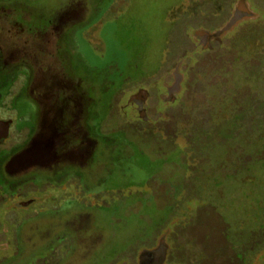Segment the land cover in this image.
I'll use <instances>...</instances> for the list:
<instances>
[{"label": "rangeland", "instance_id": "374dc122", "mask_svg": "<svg viewBox=\"0 0 264 264\" xmlns=\"http://www.w3.org/2000/svg\"><path fill=\"white\" fill-rule=\"evenodd\" d=\"M202 1L0 0V264L133 251L138 220L184 264H264V0L199 52L241 0Z\"/></svg>", "mask_w": 264, "mask_h": 264}, {"label": "flooded vegetation", "instance_id": "af4514ba", "mask_svg": "<svg viewBox=\"0 0 264 264\" xmlns=\"http://www.w3.org/2000/svg\"><path fill=\"white\" fill-rule=\"evenodd\" d=\"M245 2H246V0H245ZM199 4L203 5L204 2L203 1L199 2ZM235 13H236V11H235ZM235 13H234L233 17L235 16ZM249 16H251V15H244L240 19H238L234 24L230 25V23L233 19V17H232L229 24L222 31H217L214 33L210 30L203 29L200 32H198L199 33L198 34V42L200 43V45L198 46V48H199L198 51L199 52L209 51L210 45L216 39L220 38V36L224 32L228 31L232 27L239 24L243 20V18L249 17ZM185 31H188V30H185ZM181 32H184V29L182 30V28H181ZM204 35H206V36H204ZM2 73L3 72L0 71V75ZM174 78L176 80L175 84L173 86H170V87H165V89L168 93L167 101L169 103H176L177 102V95L181 92V88H182L183 76L181 75L179 70H175ZM134 108L137 110L135 104H134ZM144 109H145V117H143V118H146L147 117V109L145 107V104H144ZM0 120H6V119L0 118ZM12 125H13V123L11 121L9 136H8V138H4V139L0 137V145L4 144L6 142V140H8L10 138ZM1 133L2 132L0 131V134ZM33 134L34 133H32V135L23 144L22 147H24L25 145H28V143L31 141V139L33 137ZM89 145H91V147H90L91 150L95 147V146L92 147L91 143H89ZM75 148H77V147H75ZM144 152H147V154H150L146 148H143V153ZM66 156L69 160L75 162L74 161V155H71L67 152ZM19 194L20 193L18 192L16 195H19ZM18 206L20 208H27L30 205H28V202H23L22 204H19ZM140 222L144 225V223L142 221H140ZM138 227H140V226L138 225ZM156 229L157 228L155 227L154 231ZM138 232H139L138 233L139 235H141V234L142 235L137 238V240H138V242H136L137 247L133 251L129 249V247L132 246L131 243L126 242L125 245L123 246L122 250H119V252H117L118 250L115 249L111 253L105 255V257H103V258L98 257V256L95 258H93V257L86 258L84 256L83 258L78 259V261H79L78 263L79 264H184V262H182L178 259H175V256H177V255H176V242H174V239H172L170 243L167 242L169 240L166 241L165 238H156L155 237V238L149 239L148 234H150V233L145 232V227H142V229L139 228Z\"/></svg>", "mask_w": 264, "mask_h": 264}, {"label": "water", "instance_id": "95a60500", "mask_svg": "<svg viewBox=\"0 0 264 264\" xmlns=\"http://www.w3.org/2000/svg\"><path fill=\"white\" fill-rule=\"evenodd\" d=\"M244 15H251V12L247 9L245 0H242L239 3V6L236 10L235 16L233 17L230 25L234 24L238 19ZM206 36V35H204ZM149 97V92L145 89L140 90L138 93L134 94L131 97V103L136 104L138 110V116L145 117L144 104L147 98ZM11 121L10 120H0V134L1 138H8L10 132Z\"/></svg>", "mask_w": 264, "mask_h": 264}, {"label": "trees", "instance_id": "16d2710c", "mask_svg": "<svg viewBox=\"0 0 264 264\" xmlns=\"http://www.w3.org/2000/svg\"><path fill=\"white\" fill-rule=\"evenodd\" d=\"M136 139V138H135ZM137 140V139H136ZM118 141H121V142H124V139L123 138H120V140L118 139V140H114V143H115V145H117L118 146V144L116 143V142H118ZM138 141V140H137ZM120 142V143H121ZM138 143H139V146L141 147V148H144V147H142L141 145V143L138 141ZM143 222V221H142ZM137 226L134 228L136 231L135 232H138V230H139V228L140 229H142V227H144V226H146L145 224L143 225L141 222H140V220H138L137 221ZM144 223V222H143ZM156 224V223H155ZM138 225L140 226V227H138ZM143 225V226H142ZM155 227H157V226H153V225H148V228H147V226L145 227V232H147V233H150V232H152L154 229H155ZM139 233V232H138ZM137 233V234H138Z\"/></svg>", "mask_w": 264, "mask_h": 264}, {"label": "crops", "instance_id": "0c3cea01", "mask_svg": "<svg viewBox=\"0 0 264 264\" xmlns=\"http://www.w3.org/2000/svg\"><path fill=\"white\" fill-rule=\"evenodd\" d=\"M29 18H30V17L27 16V20H29ZM23 30H24V29H23ZM23 30H22V31H23ZM10 31L12 32V34H14V33H15L16 35L21 34L20 31L18 30V26H17V27H14V28H11Z\"/></svg>", "mask_w": 264, "mask_h": 264}]
</instances>
